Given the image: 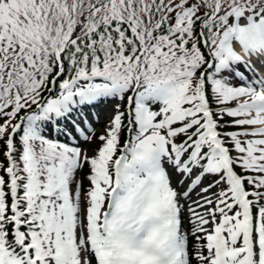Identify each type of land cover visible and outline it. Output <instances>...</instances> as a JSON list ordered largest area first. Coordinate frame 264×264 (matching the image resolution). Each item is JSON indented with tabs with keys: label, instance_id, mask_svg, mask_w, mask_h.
Returning a JSON list of instances; mask_svg holds the SVG:
<instances>
[{
	"label": "snow or ice",
	"instance_id": "1",
	"mask_svg": "<svg viewBox=\"0 0 264 264\" xmlns=\"http://www.w3.org/2000/svg\"><path fill=\"white\" fill-rule=\"evenodd\" d=\"M0 264H264V0H0Z\"/></svg>",
	"mask_w": 264,
	"mask_h": 264
},
{
	"label": "rangeland",
	"instance_id": "2",
	"mask_svg": "<svg viewBox=\"0 0 264 264\" xmlns=\"http://www.w3.org/2000/svg\"><path fill=\"white\" fill-rule=\"evenodd\" d=\"M106 119V117H103L101 118V122H100V125L98 126V131L101 130L104 126V120Z\"/></svg>",
	"mask_w": 264,
	"mask_h": 264
}]
</instances>
